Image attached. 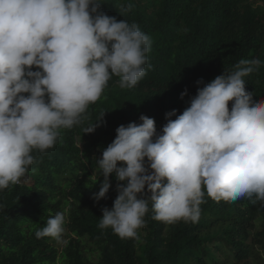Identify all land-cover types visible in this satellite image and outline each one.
<instances>
[{
	"label": "clouds",
	"instance_id": "obj_1",
	"mask_svg": "<svg viewBox=\"0 0 264 264\" xmlns=\"http://www.w3.org/2000/svg\"><path fill=\"white\" fill-rule=\"evenodd\" d=\"M101 3L0 0V191L20 183L33 150L53 147L62 129L80 123L113 76L121 88H133L151 67L150 36L137 23L104 13ZM261 63L240 59L231 72L198 87L181 114L165 113L159 133L143 114L140 123L115 129L98 158L95 182L103 179L93 198H107L113 173L117 195L110 209L102 208L99 228L139 240L149 204L158 221L197 222L205 190L217 202L255 195L264 203V99L255 100L244 79ZM104 112L83 133L93 132ZM67 223L65 208L35 236L66 243Z\"/></svg>",
	"mask_w": 264,
	"mask_h": 264
},
{
	"label": "trees",
	"instance_id": "obj_2",
	"mask_svg": "<svg viewBox=\"0 0 264 264\" xmlns=\"http://www.w3.org/2000/svg\"><path fill=\"white\" fill-rule=\"evenodd\" d=\"M101 2L104 13L135 22L150 36L151 67L133 88H121L113 76L80 123L62 129L53 147L33 150L20 183L0 191V264H264V203L255 195L217 202L205 190L199 220L174 224L153 219L149 204L139 240L98 227L102 208L110 209L117 195L114 173L107 198H93L103 179L95 182L98 158L119 125L140 123L143 114L159 133L166 112L181 114L198 87L231 72L240 59L261 60L244 79L253 98L264 99V0ZM103 112V122L83 133ZM65 208L66 243L36 238L49 216Z\"/></svg>",
	"mask_w": 264,
	"mask_h": 264
},
{
	"label": "rangeland",
	"instance_id": "obj_3",
	"mask_svg": "<svg viewBox=\"0 0 264 264\" xmlns=\"http://www.w3.org/2000/svg\"><path fill=\"white\" fill-rule=\"evenodd\" d=\"M62 239H66V236H65V235H63Z\"/></svg>",
	"mask_w": 264,
	"mask_h": 264
}]
</instances>
